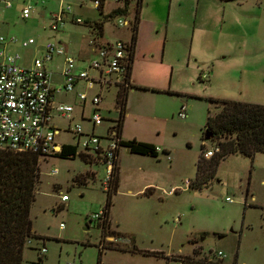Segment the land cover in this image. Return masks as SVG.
<instances>
[{"label":"rangeland","instance_id":"rangeland-1","mask_svg":"<svg viewBox=\"0 0 264 264\" xmlns=\"http://www.w3.org/2000/svg\"><path fill=\"white\" fill-rule=\"evenodd\" d=\"M13 3L12 8L0 6V34L32 37L38 45H17L14 53H20L23 65L43 57L49 42L68 46L78 60L76 71L88 66L82 60L97 57L89 46L90 28L74 21L107 20L90 0H34L27 19L22 10L28 1ZM68 5L72 10L64 26L53 31V16ZM115 6L108 0L105 15ZM143 11L150 23L141 58L135 61L137 89L129 93L122 139L154 144L160 156L121 147L120 182L109 218L111 234L120 236L107 238L103 222L91 220L107 204L105 167L89 165L80 156L41 159V180L31 209L39 239L26 246L22 264H99L100 246L105 248L101 264H176L168 257L193 256L195 248L202 255L222 251L228 264H264V153L254 159L231 155L221 162L209 187L188 186L196 179L203 147L206 152L219 147V141L204 136L215 110L210 99L264 105V0H145ZM116 22L106 21L105 39L130 35L126 29H115ZM63 65L61 55L47 62L54 82L60 81L56 73ZM116 95L117 88L103 92L104 121L95 129L89 121L94 109L90 102L83 112L74 92L58 99L74 104L73 127L81 124L84 131L107 137L121 116ZM185 105L188 116L181 118ZM69 124L60 122L63 129ZM58 141L78 144L71 133H62ZM56 168L59 173L51 175ZM87 173L88 178L81 179L86 185L75 182L77 175ZM63 195L69 199L63 201Z\"/></svg>","mask_w":264,"mask_h":264},{"label":"built area","instance_id":"built-area-1","mask_svg":"<svg viewBox=\"0 0 264 264\" xmlns=\"http://www.w3.org/2000/svg\"><path fill=\"white\" fill-rule=\"evenodd\" d=\"M22 10L23 18H29L35 8L32 1ZM40 1V0H39ZM44 1V0H42ZM92 7L97 10L103 9V18L118 10V14L112 18L116 20L115 29H126L129 38H119L115 41L105 40V24L102 22L103 34L97 29V22L76 18L77 24H84L90 28L89 46L91 52L97 57L82 60L88 62L87 67L76 71L77 59L69 53L68 46L63 42H49L45 45L43 57H36L31 66L19 63L20 53L8 50L11 44H21L23 47L35 46L38 48L35 38L20 39L17 36L0 34V152H32L40 155L41 159L57 157L63 151L67 143L58 141L62 133H71L78 140L79 153L86 155L91 164L105 167L106 177L104 186L109 189V182L113 176L114 168L118 160V152L121 149L118 120L109 130L107 137H101L95 132L84 131L81 124L72 126L75 106L72 103L58 99L61 94L74 92L76 98L83 107L87 103L94 107L89 121L95 129L104 121L100 104L103 101V92L112 88L128 85L134 63L135 45L132 41L135 27L137 26L135 6L138 0H113L115 8L105 15V5L108 0H90ZM129 7L127 8V4ZM6 8L14 6L13 0H0V6ZM72 6H63L61 12L55 14L51 20L50 28L53 31L60 30L65 22ZM56 55L64 57L63 68L56 74L59 82H54V72L47 67V62L54 60ZM206 77V75H205ZM83 84L85 89L78 90ZM90 90L94 94L90 95ZM121 115V108H119ZM181 118H187L188 105L183 106L179 113ZM61 121H69V126L63 129ZM106 141V143H105ZM82 147L83 150L79 148ZM219 147L210 149L205 153L207 158L212 157ZM90 164V165H91ZM58 168L53 169L50 174L57 175ZM68 195H63L62 200L67 201ZM231 202L232 199L228 198ZM106 218L105 209L95 213L91 220L102 222ZM32 244V241L29 242ZM47 252L46 248L41 250L42 255ZM210 259L224 260L222 251L211 250L204 255ZM176 264H181L177 262Z\"/></svg>","mask_w":264,"mask_h":264},{"label":"trees","instance_id":"trees-1","mask_svg":"<svg viewBox=\"0 0 264 264\" xmlns=\"http://www.w3.org/2000/svg\"><path fill=\"white\" fill-rule=\"evenodd\" d=\"M129 3L127 4V8ZM142 0H138L135 6L137 26L133 33L132 41L136 46L137 32L140 22ZM118 10L105 16L109 20L118 14ZM103 16V9L100 10ZM97 29L103 34V23L97 22ZM137 89L133 83H129L118 89L116 103L121 108V116L117 121L119 134L122 137L123 122L126 114L129 93ZM215 110L208 117L206 132L212 135L211 139L219 141V151L206 158L205 147L197 161L196 179L188 183L189 188L203 189L216 178L218 169L223 160L231 155H243L255 158L257 153H264V105L247 103L236 100H220L211 98ZM120 146L125 147L131 153L159 157V148L154 144L138 140L125 141L121 139ZM165 153H169L165 151ZM120 151L118 152V158ZM65 159H75L80 156L82 160L91 164L86 155L79 153L77 145L67 144L59 154ZM40 155L32 152H0V264H22L24 252L30 241L39 239L34 231L31 209L36 200L37 190L41 180ZM89 173L79 174L75 182L86 185L84 177ZM86 179V178H85ZM120 182V165L117 160L113 176L109 182L108 200L105 209L106 218L99 223L103 226V237L120 236V233L111 234L109 229L110 210L113 193L118 190ZM31 245V244H30ZM99 264L105 248L100 246ZM113 248V247H110ZM145 252V251H144ZM145 253H154L148 252ZM168 262H181V264H228L224 260L210 259L200 249L195 248L193 256L168 257ZM236 264V263H234Z\"/></svg>","mask_w":264,"mask_h":264},{"label":"crops","instance_id":"crops-1","mask_svg":"<svg viewBox=\"0 0 264 264\" xmlns=\"http://www.w3.org/2000/svg\"><path fill=\"white\" fill-rule=\"evenodd\" d=\"M144 2H145V0H142V7H141V12H140V22H139L138 32H137V42H136V46H135L134 63H133V68H132V73H131V80H132L134 85H137L136 80H135V68H136L137 62L135 63V61H137V59L141 58V53L143 50L144 32L146 29V25L150 23L149 19H146L147 18V12L143 11ZM143 15L146 16L145 19H143ZM127 38H129V36H127ZM17 45L18 44L9 45L8 50L11 52H16L17 47H20ZM20 60H19V63H21ZM21 64H23V63H21ZM126 110H127V108H126Z\"/></svg>","mask_w":264,"mask_h":264},{"label":"water","instance_id":"water-1","mask_svg":"<svg viewBox=\"0 0 264 264\" xmlns=\"http://www.w3.org/2000/svg\"><path fill=\"white\" fill-rule=\"evenodd\" d=\"M211 137H212V135H211V134H209V133L207 132V134H206V139H207V140H210V139H211ZM202 240H204V237H202Z\"/></svg>","mask_w":264,"mask_h":264}]
</instances>
